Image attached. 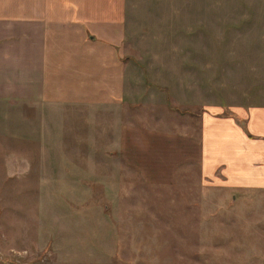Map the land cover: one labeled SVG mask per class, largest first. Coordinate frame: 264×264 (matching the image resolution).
<instances>
[{"label": "rangeland", "instance_id": "374dc122", "mask_svg": "<svg viewBox=\"0 0 264 264\" xmlns=\"http://www.w3.org/2000/svg\"><path fill=\"white\" fill-rule=\"evenodd\" d=\"M242 5L264 0H128L125 119L162 137L113 155L51 109L45 149L23 138L0 163V264H264V189L212 186L198 159L206 107L264 104V19Z\"/></svg>", "mask_w": 264, "mask_h": 264}, {"label": "crops", "instance_id": "0c3cea01", "mask_svg": "<svg viewBox=\"0 0 264 264\" xmlns=\"http://www.w3.org/2000/svg\"><path fill=\"white\" fill-rule=\"evenodd\" d=\"M231 9L243 12L238 22L264 19V6ZM128 12V0H0V163L7 147L20 153L23 138L44 148L51 109L68 122L56 128L69 138L76 121L80 134L93 122V137L108 138L113 155L119 148L129 154L138 134L141 142L160 138L158 129L125 119L137 71L126 55ZM248 36L256 58L262 35ZM223 112L208 106L201 114L197 155L204 181L263 190L264 104L233 106L232 116ZM179 133V142L192 139Z\"/></svg>", "mask_w": 264, "mask_h": 264}]
</instances>
